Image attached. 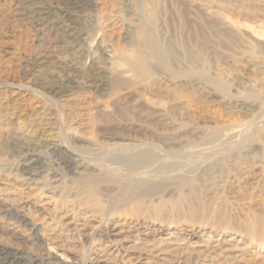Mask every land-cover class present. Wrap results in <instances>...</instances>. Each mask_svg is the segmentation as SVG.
Wrapping results in <instances>:
<instances>
[{
  "label": "bare ground",
  "instance_id": "bare-ground-1",
  "mask_svg": "<svg viewBox=\"0 0 264 264\" xmlns=\"http://www.w3.org/2000/svg\"><path fill=\"white\" fill-rule=\"evenodd\" d=\"M7 1L11 6L9 14L19 18L23 21L22 26L32 30L33 40L40 46L33 54H23L25 56L21 57L20 46L18 50L16 42L3 44L1 41L0 52L6 57L2 62L6 66L13 61L26 65L28 76V83L25 84L14 83L8 77L2 83L11 88L12 97L17 102L30 101L29 97L34 99L38 111H35L34 125L39 138L33 140L32 133H25L19 146L13 137L8 141L10 146H14L10 151L11 156H16L17 160L7 172L13 175L14 181L20 178L21 186L27 191H22L26 196L16 191L9 196L8 193L2 198L0 196V230L11 239L9 243H0V264H3L1 261L4 257L5 260L11 257L17 264H121L119 261L123 262L125 255L122 251H128L124 241L130 238L133 239L130 243L134 248L143 243V249L145 247L150 252L169 255L168 259H164L169 264H199L202 254L193 255L194 247L198 244L192 240L202 236L204 224L213 227L212 223L221 219L217 220L218 213L215 216L205 214L209 205L192 204L193 200L206 196L205 186L213 189L217 182L226 183L237 173L244 181L249 178L246 182L249 187L247 194L255 195L263 191L259 184L264 182V165L259 159L254 160L257 141L250 140L253 135L264 140V127L260 126L264 120V1H234L236 19H232L234 16L226 19L224 15L200 11V4L196 0ZM172 2V6L177 7L176 26L179 30L174 40L167 36L168 30L172 29L169 18L160 21L161 17L166 18L164 10ZM188 2L197 10L194 15L185 12ZM97 14L101 15V20H98ZM246 17L251 24L247 23ZM203 23L210 31L209 35L231 44L232 51L250 64L238 69L245 71L246 75L243 82L237 81L239 83L233 90L235 95L226 93L229 76L223 72L208 77L205 70L200 72L196 69L195 73H201L200 79L211 87L198 84L193 85L192 89L195 96L204 99V102L199 100V106L222 104L230 120L242 118L245 121L241 126L239 122L218 124L215 121L209 127L193 122L185 127L168 119L172 112L181 116L190 115L192 105L189 108L184 100L174 99V95H177L174 88L179 80L169 61L177 60L180 51L191 65L202 61L203 52L208 50L204 43L210 37ZM242 30L247 33L246 37H243ZM99 33L103 36L88 52L82 40L88 37L96 39ZM189 71L192 72V69ZM151 77L155 78L150 80ZM32 80L41 91L30 86ZM214 97L219 101L215 102ZM125 105L171 129L151 134L158 141L172 142L181 147L186 143L183 141L186 134L200 140L225 138L226 141H209L210 146L206 143L188 148L184 146L182 150L169 152V148L164 151L165 146L160 148L154 141L118 138L102 142L84 137L88 133L99 132L104 124L110 122L115 110ZM40 136L50 141L45 149L38 144ZM176 145L175 149L178 148ZM156 159L161 160L158 162L160 165L157 163L161 170L171 167L172 164L168 162L172 161L179 171L180 180L187 172L194 174L180 184L185 191L179 190L175 196L165 194L153 199L152 185L156 175L153 164L157 162ZM245 160L249 161L248 164L244 163ZM67 183L76 185L79 193L66 196L72 189ZM108 199L110 202L107 201L109 204L106 206ZM256 202V208H263L262 201ZM63 203H67L68 207H64ZM244 205L239 208L245 214L243 227L249 233L264 229V211L258 214L251 210L252 207ZM164 209H168L178 224L184 222L197 226L190 225L182 232L165 233L166 230H162L160 225L151 234L145 232L138 221L140 216L146 213L150 219L164 220ZM115 215L123 217L119 231L115 229L116 226H109L110 219ZM213 219H216L215 222ZM67 224L80 233L76 235L71 230L67 231ZM86 227H90L89 231H86ZM125 229L128 235L122 238ZM82 237L83 250L80 249L78 255L68 254L67 244ZM220 242L215 240L216 244L212 247L207 242L202 244L205 250L215 252L225 243Z\"/></svg>",
  "mask_w": 264,
  "mask_h": 264
},
{
  "label": "rangeland",
  "instance_id": "rangeland-1",
  "mask_svg": "<svg viewBox=\"0 0 264 264\" xmlns=\"http://www.w3.org/2000/svg\"><path fill=\"white\" fill-rule=\"evenodd\" d=\"M189 1L195 2V0H189ZM196 1H197L196 3L200 4V11L204 10L203 12H206V11L209 12L210 11V13L212 12V13L224 15V17H226V19H230V17H233V16H234V18H232V19L237 18L236 17L237 16V13H236L237 9L235 8L236 2H234L236 0H196ZM260 1H264V0H260ZM173 4L174 3L172 2L168 6V8H166L167 11H166V9L164 10V16L166 15V18H163V17L160 18L161 22L164 21L165 19L169 18V26H170V28L172 26V29L168 30L169 33L167 34V36H169V37L171 36V38H173L174 36H177L178 32H176V31H179L177 29L178 27L176 26L177 25L176 20L178 19V17L176 16V15H178L177 14V7L175 8L174 6H172ZM170 6H172V7L169 8ZM206 7H208V8L206 9ZM209 8H210V10H209ZM185 9H186L185 12H187V14H190V15H194V13H196V11H197V10H194L190 6L189 2H188V6ZM10 10H11V6L9 5V2L7 0H0V46H2L1 45L2 42H3V44L8 43L9 41L12 43L16 42V44H15L16 47L18 48V46H20L19 47L20 50H19V48H18V50L21 53V55H20L21 57L25 56L23 54H26V55H29L31 53L33 54L35 52V50H37L38 47L40 46L39 43H37L33 40L32 30L26 26H22L23 21L21 22V20H19V18H15L11 14H9ZM170 10H171V12H170ZM184 10H183V12H184ZM214 11H216V12H214ZM97 15H98V20H101V15L100 14H97ZM242 19H244V17ZM246 20H247V23L251 22L250 20L247 19V17H246ZM161 22H160V24H161ZM170 23L172 25H170ZM158 24H159V21H158ZM249 24H251V23H249ZM203 26L206 29V34L208 35V37L209 36L210 37L204 43L207 46L208 50L203 52L202 61H199V63L191 65V63L188 62V60L184 57V55L182 54V52L179 49L178 50L180 51L179 52L180 56L178 57V59L175 61L173 60L174 62L169 61L170 67L176 72V74H178V80H179L178 82H176V87L174 88L175 89L174 93L177 94V95H174V99L184 100L185 102L188 103V106L192 105L191 106L192 108L189 106V108H191L190 112H189V114H190L189 117H187L188 115L187 116H181V115H178V113H176V112H174L176 114H174L172 112L169 114L168 119L170 122H172L174 124H178V125L185 126V127L191 125L192 122L197 123L199 126L209 127V126H211V123L215 122V121L218 124L219 123L225 124L224 122H226V121L227 122L233 121V122H236L237 124L239 122V126H241L245 123V121H243L242 118H238V120L237 119L236 120L235 119L230 120L229 119L230 116L225 115V112L223 111L224 107L222 104H215V105H212L210 103L205 104V105L201 104L200 105L201 107L198 105L199 100H200V102H204V99L200 98L197 95L195 96V91H193V89H192L193 85L199 84V86H203V84H205V85H208L209 87H211V86L209 84H207L204 81V79L203 80L200 79L202 77V76H200L201 73L200 74L195 73L196 69H198L200 72L205 70L206 75L208 77L213 76L214 74H217L219 72H223V73L227 74L229 77H228V80H226V83H227L226 84L227 85L226 93H228V95H235V91H233V90L236 87L235 85H237L239 83L237 81L243 82V78L246 75L245 71L241 70L242 72H240V70H238V69L247 67L250 64L249 61L245 60V58H241V57L237 56L236 53H234V51H232L233 46L231 44H229L225 41H222L217 36L209 35L211 33L208 30V28H206V25L204 23H203ZM241 29H243V28H241ZM171 31L174 35L171 34ZM241 33H242L243 37L247 36L246 35L247 33L245 34L244 30H242ZM102 36H103L102 33H99L95 37L96 39H93V37L85 38L84 40H82V44L85 45L84 48H86V50L88 52H91L92 49L95 47L96 42L98 40H100ZM174 38H173V40H174ZM22 46H24V47H22ZM26 48H28L27 51L25 50ZM1 53L3 54V56H1L2 55ZM0 54H1L0 55V63H1L0 64V81H1L0 82V164H1L0 165V170H1V172H0V191H2V192H0V196H1V198L4 196H7V193L9 196V194H13V193H15V191H16V193H19V194L22 193L21 195L24 194L23 196H26L25 192H22V191H27V190H24V188L21 186V183L19 180L20 178L18 179L19 181L17 179H15V181H14L13 175L10 176L9 173L7 172V171H10L9 168L11 167V165H13V163L16 162L14 160H17L16 156H11L10 151H11V148L14 146H10V144H8V141L11 137H13V138H15V141L18 144L17 146H19L22 143V141L24 140L25 133H32L33 134V140L38 139L39 134L37 133L36 127L34 125L36 112H38V111H37V109H35V107H36V106H34L35 101L32 97H29L31 99L28 98V100H30V101H27V99H26V100H23L22 102L21 101L17 102L16 100H14L15 98L12 97L13 94H12L11 88H9L4 83H2V81L4 79H6L7 77H8V79L13 80L14 83H17V84L28 83V79H27L28 76L26 74V70H27L26 65H23L21 63H17L15 61H13L10 63V65L7 64V66H6V63L2 62V61L6 60L5 55L2 51L0 52ZM1 58L4 60H2ZM1 65H3V66H1ZM238 65H239V67H238ZM189 69L190 70L192 69V72H190ZM261 70H263V69L261 68ZM154 78L155 77H151L150 80H153ZM29 84L33 89L40 90V88L38 87L36 82H34V80H32V82L30 81ZM188 88H189V90H188ZM263 94H264V92H263ZM184 95H185V98H184ZM219 96H222V95L219 94ZM213 99L215 100V102L219 101V99L216 97H214ZM193 106H196V108H194ZM115 111L116 112H114L111 115L110 122L108 124H104L99 129V132H97L98 135H97V133L96 134L88 133L84 137L86 139H89V140H91V139H97L99 141L101 140L102 142H105V139L107 142V141H109V139L115 140L118 138L119 139L120 138H131V139H138V140H146L147 142H149V141L153 142L154 141L153 143L156 144L157 146H159L160 148H163L165 146L166 148L165 147L163 148L164 151H167L169 148V150H168L169 152L170 151H176V150H182L181 147H184V146H186L185 148H188V147H195V146L203 145L205 143L208 144L207 142H209V141H217L218 143L220 141H226L225 138H221L219 140H210V139L200 140V138H198L194 135L189 136V134H186V136H183V138H184L183 141H186V143H184L181 147H179L175 143H172V142L166 143L163 141H158L157 138L155 139L154 137H152L151 134L154 135V133L161 132V130L162 131L163 130H167V131L171 130V129L163 127L162 123L158 122V120L147 119L143 113L139 112L138 110H132L131 108H129L128 105H125L121 109H117ZM262 124L260 126L264 127V120L262 121ZM144 131H147V132L145 133ZM22 134H24V135L22 136ZM192 136H194V137H192ZM187 137H188V139H187ZM251 138H250L251 139L250 141H254V142L257 141L256 144L258 147V149L256 150V153H254V160L259 159V161H261V163L264 165V140L261 139L260 136H255V135L251 136ZM235 140H237V139H235ZM235 140H232V141H235ZM39 141H40V143H38L39 146L44 147V149L46 146L50 145V141H48L44 137H41V139ZM161 142L164 143L165 145L161 144ZM217 142H215V143H217ZM167 144H169V145H167ZM175 145L178 147L177 149H175L176 148ZM208 146H210V144H208ZM171 148H173V149H171ZM156 161L157 162L155 164H153L154 166H156V167H154V168H156L154 170V173L156 175H154V177H153L154 182L152 185V187H153L152 194H154L153 199L156 200V199H158V197H160V195H165V194H169V195L175 194L176 195L179 190L185 191L186 189L183 188V186L180 184L186 178H192L194 176V174L187 172L188 174L186 173V175H183L182 177H184V178H181V180H182L181 181L180 178H178L179 171H177L178 169L176 168L175 165H173L172 161L168 162L169 164H172L171 167H168V169H163V170L159 169V166L157 167V163L158 162L160 163L161 160L156 159ZM248 162H249L248 160L244 161V163H246V164H248ZM159 163H158V165H160ZM230 164L232 165V162H230ZM7 173H8V175H7ZM165 174H167V175H165ZM234 174H236V175L231 176L229 178L228 182H226V183L217 182V186H215L213 189H210L209 186H205L206 196L203 197L201 200H193V203H192L193 205L197 203L200 205H206L207 204L210 206V207H206L207 210H205V214L215 216V214L217 215V213H218L219 217L217 218V220L219 218H221L220 220L217 221V223L215 222L216 219L212 220L213 222H215V224L212 223L213 227L204 224V228H203V231L201 234L202 236L199 237L200 236L199 235L198 238L192 240V241H196V243L198 244L194 247L195 251L193 252V255L198 256V255L202 254V256L200 255L201 260L205 257L204 260H202V262L199 259V261H198L199 264H205V263L206 264H209V263L210 264H213V263L217 264L218 262H221V264H247V263L248 264H264V262H263V260H264V250H263V248H264V229H258L253 233H249V231H247L246 228H244L245 225H244V221L242 220V219H244L245 214H244V212L241 211V209L239 210V208L245 204L244 206L248 205V207H252L251 210L252 211L254 210L255 213L259 214V213H261V211H264V204H263V208H259L258 206L256 208V203H257L256 201H260V202L262 201V203H264V194H263L264 193L263 192L264 191V184L262 185V183H264V182L259 184L260 187H263V191H261L259 194L258 193L257 194L255 193V195H254V193L247 194V192L249 191V187L247 186L246 182L249 180V178L245 179V181H244V179L240 178L241 177L240 175H237V173H234ZM11 177L13 178V180ZM157 177H158V179H157ZM167 177H168V179H167ZM172 177H174V178H172ZM159 179H161V180L163 179L165 181H161ZM203 179H205V178H203ZM233 179H235L236 181ZM239 180H240V182H239ZM179 181H180V183H179ZM244 182H245L247 187L244 185ZM66 185H68L70 188H72L66 196H71L72 194L79 193V190L76 188V185L73 184V186H72L71 183L70 184L67 183ZM161 185H163V186H161ZM240 185H242V187ZM245 187H246V189H245ZM238 188L239 189L241 188V189L239 190ZM156 190H157V192H156ZM236 190H238L239 193ZM241 190H243V191H241ZM245 190H247V191H245ZM121 193H123V192H121ZM208 193H209V195H208ZM210 194L212 195V197ZM222 196H223V198H222ZM256 197H257V199H256ZM258 198H260V200H258ZM107 201L110 202V199L106 200V202ZM207 201L212 203L214 206L211 205L210 203H208ZM109 202H107L106 203L107 205L106 204L105 205L108 206ZM63 206L68 207V204L63 203ZM216 207H217V209H216ZM67 209L70 210L69 208H67ZM208 209L211 211H208ZM234 209H235V211H234ZM164 210H163L164 211L163 218L165 217L164 220L163 219L160 220V218H159V220L158 219L157 220L150 219L148 217V215H146V213L143 214L142 217L140 216V219L139 218H133V219H137V220L139 219L138 221L141 223L140 225L142 226V228H144L143 230H145V232H147V233L149 232V234L152 233L153 229L159 228L160 225H162V230H166V231H164L165 233L177 232V231L182 232L181 230H183L186 227H189L190 225H196L197 226V224H191V223L184 224V222H179V224H178V222H177L178 220L172 219V217H171L172 214L168 213L169 212L168 209H164ZM214 210H215V212H214ZM217 210H219V211L217 212ZM144 215L147 217H144ZM167 217H171V218H167ZM122 218L123 217L119 218V216L115 215L114 217H112L110 219V225L109 226L111 228H113V226L114 227L116 226L115 229L117 228L116 230L119 231L121 228V225L123 223ZM65 222L67 223V221H65ZM65 222L63 224H66ZM159 223H163V224H159ZM243 225H244V227H243ZM141 226H139V227H141ZM65 227H66L67 231L71 230L76 235H78V233H80V232L74 231L72 225L69 226V224H67ZM88 228L90 229V227H88ZM142 228H141V231H143ZM86 229H87V227H86ZM89 229H87L86 231H89ZM125 230H126V232L121 235L122 238L124 236L127 237L126 235H128L127 229H125ZM5 238L7 239V241ZM82 238H81L82 242H81V240H77V238H76V240H74V242L67 244L66 250L67 251L69 250L68 254L78 255L80 253L78 251H80V249H81V251L83 250L84 238L83 239ZM214 239L216 241L217 240L221 241L220 243H222V242H225V243H222L221 248L216 250L215 252H213L211 250H210L211 252L205 250L204 249L205 245H203V244H205L207 242L208 246L212 247L213 244L214 245L216 244ZM8 240H9V242H11V239H9V236L5 232L0 230V243H6V242L9 243ZM132 240L133 239L130 238V239H127L126 241H124L125 248L127 247L128 251L126 253H124V250L122 251V253L125 255L122 254L124 256L123 257L124 261L123 260H122L123 262L119 261L121 264H124V263L125 264H153V263L154 264H161V263L162 264L163 263L169 264L166 261H164L165 258L168 259L170 257L169 255L163 254V252L159 253L157 251L150 252L149 249L148 248L145 249V247L143 249V243H139L140 246L138 245L137 247H135L136 250H133L135 248L132 247V244L130 243V241H132ZM226 240H227V243H226ZM128 246H130V247H128ZM234 246H235V248H234ZM13 247L14 248L16 247L15 244H13ZM231 247H232V249H231ZM71 248H73V250ZM228 248H229V250H228ZM236 248L238 251L235 250ZM70 250H71V252H70ZM146 250H148V251L145 252ZM201 251H202V253H201ZM140 252H142V253H140ZM149 253H150V255H149ZM217 253H219V254H217ZM138 254H139V256H138ZM206 254H208V255L206 256ZM240 256L242 258H240ZM138 257H140V258H138ZM253 258L254 259L256 258V260H254ZM261 258H263V259H261ZM0 259H2V258H0ZM127 259H128V261H127ZM129 260H130V262H129ZM144 260H147V261H144ZM148 260H151V261H148ZM153 260H154V262H153ZM232 260H234L235 262ZM133 262H135V263H133ZM1 263H3V264H17L18 262L12 261L11 257H7V260H5V257H4V260H2Z\"/></svg>",
  "mask_w": 264,
  "mask_h": 264
}]
</instances>
